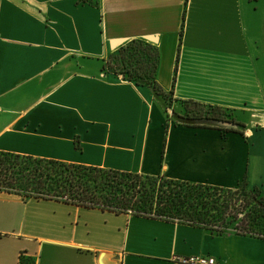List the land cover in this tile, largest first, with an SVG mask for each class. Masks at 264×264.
Segmentation results:
<instances>
[{"label":"crops","instance_id":"crops-1","mask_svg":"<svg viewBox=\"0 0 264 264\" xmlns=\"http://www.w3.org/2000/svg\"><path fill=\"white\" fill-rule=\"evenodd\" d=\"M146 37L157 39V82L173 108L219 106L238 126L174 123L151 88L102 71L114 41ZM0 152L264 193V0H0ZM20 255L264 264V241L0 191V264Z\"/></svg>","mask_w":264,"mask_h":264},{"label":"trees","instance_id":"trees-1","mask_svg":"<svg viewBox=\"0 0 264 264\" xmlns=\"http://www.w3.org/2000/svg\"><path fill=\"white\" fill-rule=\"evenodd\" d=\"M159 52L134 39L105 60L102 71L151 88L166 104L173 98L157 82ZM175 79V78H174ZM186 125L238 126L231 111L187 100L175 101ZM226 132H238L233 127ZM0 191L25 200H55L114 214L171 221L198 227L212 236L237 235L264 241V193L242 182L233 189L191 184L96 167L66 164L0 152Z\"/></svg>","mask_w":264,"mask_h":264},{"label":"built area","instance_id":"built-area-1","mask_svg":"<svg viewBox=\"0 0 264 264\" xmlns=\"http://www.w3.org/2000/svg\"><path fill=\"white\" fill-rule=\"evenodd\" d=\"M182 264H216L214 258L210 256H191L187 258L180 259ZM19 264L23 263V255H20Z\"/></svg>","mask_w":264,"mask_h":264},{"label":"rangeland","instance_id":"rangeland-1","mask_svg":"<svg viewBox=\"0 0 264 264\" xmlns=\"http://www.w3.org/2000/svg\"><path fill=\"white\" fill-rule=\"evenodd\" d=\"M166 105L168 107V108L166 107V114H167L169 120H171L174 123H186L187 122V121L180 120L179 118L176 117L177 115H174V113L177 114L175 112V109L177 110L176 104H174L175 105L174 108L172 106L173 105V102L172 101L171 102H167ZM42 205H44V204H42Z\"/></svg>","mask_w":264,"mask_h":264},{"label":"water","instance_id":"water-1","mask_svg":"<svg viewBox=\"0 0 264 264\" xmlns=\"http://www.w3.org/2000/svg\"><path fill=\"white\" fill-rule=\"evenodd\" d=\"M146 41L150 42V43H153V44H156L157 43V39L154 38V37H146L145 38ZM120 45H122V41H114L113 42V48H117L119 47ZM231 125V124H229ZM232 126V125H231ZM108 255L107 254H103V257H107Z\"/></svg>","mask_w":264,"mask_h":264}]
</instances>
